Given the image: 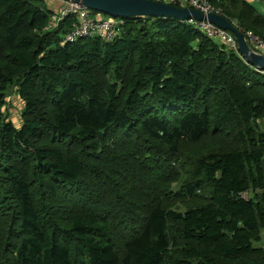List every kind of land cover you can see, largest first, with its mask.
Masks as SVG:
<instances>
[{"label":"trees","instance_id":"obj_1","mask_svg":"<svg viewBox=\"0 0 264 264\" xmlns=\"http://www.w3.org/2000/svg\"><path fill=\"white\" fill-rule=\"evenodd\" d=\"M53 13L0 0V264H264V73L177 19L65 43Z\"/></svg>","mask_w":264,"mask_h":264},{"label":"built area","instance_id":"obj_2","mask_svg":"<svg viewBox=\"0 0 264 264\" xmlns=\"http://www.w3.org/2000/svg\"><path fill=\"white\" fill-rule=\"evenodd\" d=\"M48 1V0H45ZM170 5H179L182 8H191L204 15H221L212 5L210 0H155ZM69 15L76 17V23L64 38L65 43H73L82 39H101L104 42L112 43L121 35V26L124 21L113 19L102 15L93 16V12L63 0V8L58 14H54L50 21V28H56L58 24ZM140 19H145L140 18ZM138 19V20H140ZM196 29L200 30L206 37L216 41L218 44L228 49L238 51V42L232 33L222 30L206 21L191 19L187 21ZM245 35V34H244ZM251 48L258 54L264 55V41L251 32L245 35ZM264 73V71H263ZM242 197L249 198V193L242 194Z\"/></svg>","mask_w":264,"mask_h":264},{"label":"water","instance_id":"obj_3","mask_svg":"<svg viewBox=\"0 0 264 264\" xmlns=\"http://www.w3.org/2000/svg\"><path fill=\"white\" fill-rule=\"evenodd\" d=\"M83 8L96 12L99 15L113 19L125 20L140 18H171L182 22L191 19L206 21L218 28L229 31L235 35L238 42V51L245 61L253 67L264 71V55L256 53L249 45L244 33L231 23L226 17L211 14L204 15L191 8H179L174 5L166 4L155 0H67Z\"/></svg>","mask_w":264,"mask_h":264},{"label":"rangeland","instance_id":"obj_4","mask_svg":"<svg viewBox=\"0 0 264 264\" xmlns=\"http://www.w3.org/2000/svg\"><path fill=\"white\" fill-rule=\"evenodd\" d=\"M48 1H51V0H48ZM61 4L63 5L62 0H61ZM62 8L63 7L61 6L55 14L60 13ZM23 106L24 105L21 102L20 98L13 93L7 99L6 116L10 121H12L19 128L22 125V119L21 118H22ZM184 165H185V162L183 161V158H181V162L178 165V175L179 176H182V174L184 173ZM179 185L180 184H174L172 186L173 190L178 191L180 189Z\"/></svg>","mask_w":264,"mask_h":264},{"label":"crops","instance_id":"obj_5","mask_svg":"<svg viewBox=\"0 0 264 264\" xmlns=\"http://www.w3.org/2000/svg\"><path fill=\"white\" fill-rule=\"evenodd\" d=\"M241 1H245L251 4L256 9L257 14L264 17V0H241ZM45 2L49 6V8L54 12L53 14H55L61 6L63 7V5L61 4V0H51ZM93 16H99V14L98 15L93 14Z\"/></svg>","mask_w":264,"mask_h":264}]
</instances>
